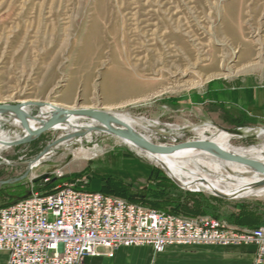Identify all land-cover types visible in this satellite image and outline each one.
Segmentation results:
<instances>
[{
  "label": "rangeland",
  "instance_id": "1",
  "mask_svg": "<svg viewBox=\"0 0 264 264\" xmlns=\"http://www.w3.org/2000/svg\"><path fill=\"white\" fill-rule=\"evenodd\" d=\"M262 46L264 0H0V103L128 112L153 125L139 130L159 145L199 140L197 129L206 126L251 129L231 144L260 145L264 136L255 131L264 129V105L257 112L227 98L264 89ZM65 133L50 131L0 153V182L24 175L25 164ZM82 139L52 149L22 182L2 186L0 205L33 187L50 193L87 176L88 191L109 186L167 213L188 207L200 212L188 211L192 215L242 221V228L264 226L263 196L224 200L189 191L112 135L92 132L90 142ZM81 146L100 152L90 160L73 158ZM43 175L48 183H33Z\"/></svg>",
  "mask_w": 264,
  "mask_h": 264
},
{
  "label": "built area",
  "instance_id": "2",
  "mask_svg": "<svg viewBox=\"0 0 264 264\" xmlns=\"http://www.w3.org/2000/svg\"><path fill=\"white\" fill-rule=\"evenodd\" d=\"M89 177L53 192L31 189L26 200L0 207V252L8 264H83L122 247L254 246L264 264V226L242 228L209 216L186 217L86 190ZM49 180H45L48 183Z\"/></svg>",
  "mask_w": 264,
  "mask_h": 264
},
{
  "label": "bare ground",
  "instance_id": "3",
  "mask_svg": "<svg viewBox=\"0 0 264 264\" xmlns=\"http://www.w3.org/2000/svg\"><path fill=\"white\" fill-rule=\"evenodd\" d=\"M260 55L264 54V46L261 47ZM260 57V56H259ZM264 58V57H263ZM186 72V71H185ZM226 78V77H225ZM40 101L36 100H26L18 101L16 104H26V103H37ZM5 103H0L3 105ZM53 104V103H52ZM53 106L63 109H76L73 107H67L65 105L53 104ZM80 109H96L94 107H80ZM29 112H32V108L27 109ZM47 109H44L45 112ZM107 112L111 109H100ZM115 116L120 118L123 122L128 124L130 127L135 129L146 139L150 140L148 135H144L140 130L151 131L153 125L143 118H137L130 115L128 112H113ZM2 123H7L10 126V130H6L2 127ZM19 126V122L16 120H11L7 117L0 116V153L7 151L10 147L7 146L10 142L20 140L25 135L21 131L16 130ZM96 126L92 122L84 123L81 120L73 119L68 125L60 126L59 129L66 133L61 135L65 136L67 134L78 133L80 128L84 127L86 129ZM14 129H13V128ZM206 129H200L197 131L200 132L201 138L199 140H208L215 142L220 147L225 150H228L242 158H249L252 160L261 161L264 163V143L260 145H253L248 147H234L231 144V140L238 135L231 134L224 129H218L212 126H206ZM140 129V130H139ZM211 131V137L204 135L205 132ZM98 133H104L99 132ZM242 136L251 132L250 130L241 131ZM259 136H264V129L255 131ZM85 138L90 142L92 140V131H88L85 135ZM119 142L126 145L135 151V154L138 157L144 158L149 165L157 164L160 167H165L169 174L178 179L183 187L190 191H204L210 194H213L214 191L221 192L230 196L231 198H243L249 196L264 197V187L255 188L253 185L263 179L262 175H259L255 172L250 171L246 167L233 163L224 161L217 158L216 156L200 150L195 149H183L172 155H152L144 153L137 149L131 142L118 138ZM78 142H82V138H74ZM74 139L63 141L61 144L57 145L53 149H57L61 146L70 144ZM196 141V140H194ZM152 142V141H151ZM159 145V144H158ZM176 145V144H175ZM167 146V145H160ZM173 146V145H170ZM53 151V150H52ZM99 151L98 146H94L92 149H87L83 146L75 149L72 152V157L78 160H90L97 156ZM51 153V152H50ZM50 153L44 156L34 167L36 168L41 163L46 162L49 158ZM128 157V156H127Z\"/></svg>",
  "mask_w": 264,
  "mask_h": 264
},
{
  "label": "water",
  "instance_id": "4",
  "mask_svg": "<svg viewBox=\"0 0 264 264\" xmlns=\"http://www.w3.org/2000/svg\"><path fill=\"white\" fill-rule=\"evenodd\" d=\"M32 108L36 110V114H32L27 109ZM44 109H47L45 112ZM0 116L7 117L11 120H16L19 122V126L16 130H19L25 135L20 140H16L7 144L8 147H19L32 143L33 141L40 138L43 134L59 129L60 126L68 125L71 120L78 119L81 121H89L94 123L96 126L91 128H80V132L67 134L65 136H61L55 142L48 145L33 161L26 163V169L24 175L16 179H10L7 181L0 182V188L4 185H12L29 177L30 171L33 167L46 155H48L51 150L57 145L61 144L63 141L74 139V138H82L86 135L88 131L92 132H104L106 134L112 135L114 137H118L124 140L131 142L137 149L144 153L152 154V155H172L183 149H195L200 151L208 152L219 159L224 161L233 162L240 164L252 172H255L259 175L263 176V179L259 182L255 183L253 186L255 188H263L264 187V163L257 160H252L249 158H242L235 153H232L228 150L223 149L218 144L208 140H196V141H188L179 143L173 146H160L146 139L143 135L137 132L135 129L130 127L128 124L123 122L120 118L114 115L113 112H107L103 110H88V109H80V107L76 109H63L53 106L50 102H37V103H26V104H3L0 105ZM13 128V127H12ZM14 129V128H13ZM227 132L242 136L241 130H229L224 129ZM167 176L180 188H183L181 182L173 178L165 167L162 168ZM47 175L40 176L33 180V183H38L40 181L45 180ZM187 190V189H186ZM190 191V190H189ZM214 196L224 199H236L231 198L230 196L223 194L218 191H214ZM32 196V192L28 191L25 196L20 198V200H26Z\"/></svg>",
  "mask_w": 264,
  "mask_h": 264
},
{
  "label": "crops",
  "instance_id": "5",
  "mask_svg": "<svg viewBox=\"0 0 264 264\" xmlns=\"http://www.w3.org/2000/svg\"><path fill=\"white\" fill-rule=\"evenodd\" d=\"M228 97V101H233L242 108L258 110L257 108L264 105V89H241ZM252 228L257 227L250 229ZM254 251V246L244 244L191 247L173 245L162 252H155L148 246L122 247L111 257H87L83 264H252ZM0 264H8V255L5 252H0Z\"/></svg>",
  "mask_w": 264,
  "mask_h": 264
},
{
  "label": "trees",
  "instance_id": "6",
  "mask_svg": "<svg viewBox=\"0 0 264 264\" xmlns=\"http://www.w3.org/2000/svg\"><path fill=\"white\" fill-rule=\"evenodd\" d=\"M37 184H40V183H37ZM48 185V184H47ZM51 187V185H48L46 188H50ZM51 189V188H50ZM100 192H102V193H105V194H111V195H115V196H119V197H122V198H126V199H128L129 201H131V202H135V203H140V201H138V200H136V199H133V198H130V197H126L123 193H121V192H116L115 191V189H111L109 186H105V187H103L102 188V190L100 191ZM48 193V192H47ZM16 199H14L12 202H10V203H7V204H3V205H0V207H7V206H10V205H13V204H15V203H17L19 200H20V198L21 197H19V196H16L15 197ZM140 204H143L142 202L140 203ZM143 205H145V204H143ZM197 207H199V205H197ZM185 208H187V213H181V212H176V211H170L169 213H171V214H174V215H180V216H186V217H196L197 215H192V214H190V213H188V211L189 212H196V213H198V214H200V212L199 211H195V210H193V209H190L189 210V208L188 207H185ZM166 211V210H165ZM218 219V218H217ZM232 225H236V226H239V227H245V226H247L245 223H243L242 221H239V222H237V223H231ZM248 228H251L250 227V225H248Z\"/></svg>",
  "mask_w": 264,
  "mask_h": 264
}]
</instances>
